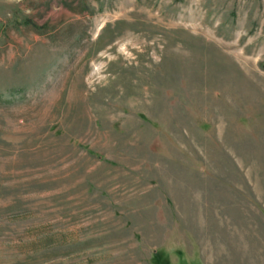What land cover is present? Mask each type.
Here are the masks:
<instances>
[{
  "label": "rangeland",
  "instance_id": "obj_1",
  "mask_svg": "<svg viewBox=\"0 0 264 264\" xmlns=\"http://www.w3.org/2000/svg\"><path fill=\"white\" fill-rule=\"evenodd\" d=\"M264 264V0H0V264Z\"/></svg>",
  "mask_w": 264,
  "mask_h": 264
},
{
  "label": "trees",
  "instance_id": "obj_2",
  "mask_svg": "<svg viewBox=\"0 0 264 264\" xmlns=\"http://www.w3.org/2000/svg\"><path fill=\"white\" fill-rule=\"evenodd\" d=\"M153 264H170L166 254L161 251H158L153 256Z\"/></svg>",
  "mask_w": 264,
  "mask_h": 264
}]
</instances>
